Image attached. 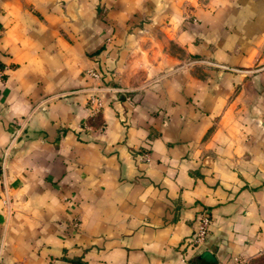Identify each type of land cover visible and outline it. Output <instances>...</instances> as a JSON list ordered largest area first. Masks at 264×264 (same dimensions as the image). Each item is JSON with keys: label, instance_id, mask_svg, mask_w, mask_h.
I'll list each match as a JSON object with an SVG mask.
<instances>
[{"label": "crops", "instance_id": "crops-1", "mask_svg": "<svg viewBox=\"0 0 264 264\" xmlns=\"http://www.w3.org/2000/svg\"><path fill=\"white\" fill-rule=\"evenodd\" d=\"M263 251L264 0H0V264Z\"/></svg>", "mask_w": 264, "mask_h": 264}, {"label": "built area", "instance_id": "built-area-1", "mask_svg": "<svg viewBox=\"0 0 264 264\" xmlns=\"http://www.w3.org/2000/svg\"><path fill=\"white\" fill-rule=\"evenodd\" d=\"M88 72L92 76L97 75V73L94 72L93 70H89ZM140 156L143 159L148 158V154L146 151L142 152ZM208 230H209V216L206 211L201 210L196 215L195 226L192 234L188 238H185L184 240L185 248L193 249L200 247L205 241V238L208 234ZM232 260L236 264H245V259L239 256H233Z\"/></svg>", "mask_w": 264, "mask_h": 264}, {"label": "rangeland", "instance_id": "rangeland-1", "mask_svg": "<svg viewBox=\"0 0 264 264\" xmlns=\"http://www.w3.org/2000/svg\"><path fill=\"white\" fill-rule=\"evenodd\" d=\"M245 264H264V251L245 260Z\"/></svg>", "mask_w": 264, "mask_h": 264}, {"label": "trees", "instance_id": "trees-1", "mask_svg": "<svg viewBox=\"0 0 264 264\" xmlns=\"http://www.w3.org/2000/svg\"><path fill=\"white\" fill-rule=\"evenodd\" d=\"M206 258L203 255H199L198 258L195 259V261H192V264H204L207 263Z\"/></svg>", "mask_w": 264, "mask_h": 264}]
</instances>
